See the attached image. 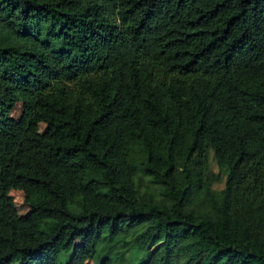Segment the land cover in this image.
<instances>
[{
	"label": "trees",
	"instance_id": "16d2710c",
	"mask_svg": "<svg viewBox=\"0 0 264 264\" xmlns=\"http://www.w3.org/2000/svg\"><path fill=\"white\" fill-rule=\"evenodd\" d=\"M126 239L264 264V0H0V264Z\"/></svg>",
	"mask_w": 264,
	"mask_h": 264
},
{
	"label": "rangeland",
	"instance_id": "374dc122",
	"mask_svg": "<svg viewBox=\"0 0 264 264\" xmlns=\"http://www.w3.org/2000/svg\"><path fill=\"white\" fill-rule=\"evenodd\" d=\"M207 171L211 173L214 178L212 190L215 193H220L224 188L227 170L217 162L212 152H210L208 156ZM142 182L145 183L144 180ZM148 192L153 196L155 195L152 186H149ZM120 247L122 248L119 249L121 254L117 255L118 264H139L148 258L149 253L140 250L132 240L126 239ZM71 257L72 249H69L60 254L59 262L66 264L70 261Z\"/></svg>",
	"mask_w": 264,
	"mask_h": 264
}]
</instances>
